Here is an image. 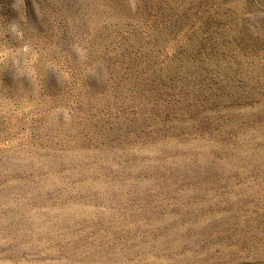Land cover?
Segmentation results:
<instances>
[{
	"label": "rangeland",
	"instance_id": "374dc122",
	"mask_svg": "<svg viewBox=\"0 0 264 264\" xmlns=\"http://www.w3.org/2000/svg\"><path fill=\"white\" fill-rule=\"evenodd\" d=\"M0 264H264V0H0Z\"/></svg>",
	"mask_w": 264,
	"mask_h": 264
}]
</instances>
